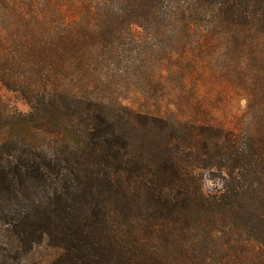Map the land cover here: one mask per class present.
<instances>
[{"label": "trees", "instance_id": "1", "mask_svg": "<svg viewBox=\"0 0 264 264\" xmlns=\"http://www.w3.org/2000/svg\"><path fill=\"white\" fill-rule=\"evenodd\" d=\"M26 1L0 0V83L30 108L0 96V264H264V116L185 134L112 69L220 46L264 88V0H84L73 23Z\"/></svg>", "mask_w": 264, "mask_h": 264}, {"label": "rangeland", "instance_id": "2", "mask_svg": "<svg viewBox=\"0 0 264 264\" xmlns=\"http://www.w3.org/2000/svg\"><path fill=\"white\" fill-rule=\"evenodd\" d=\"M39 1L49 4L58 0ZM59 1L62 17L68 23L81 18L86 10L84 0ZM23 2L29 5L26 0ZM125 38L130 42V34ZM195 40L193 38L192 41ZM195 47L194 44L170 54L159 53L148 70L138 64L142 67L140 70L145 71L139 76V83L123 78L130 69L128 64L112 67L115 73L120 72L115 77L118 102L149 114H162L177 122L185 134L186 126L191 130L190 126L195 124L213 122L231 127L236 117L256 113L264 116V88L258 87L257 90L251 86L253 75L240 73L220 46L210 47L206 51ZM260 79L264 82V75ZM0 96L12 110H30L20 94L10 91L1 83ZM190 139L195 141V129ZM209 177L214 180L218 175L211 173ZM55 255L56 251L45 244L38 247L35 256H30L23 264H50Z\"/></svg>", "mask_w": 264, "mask_h": 264}]
</instances>
